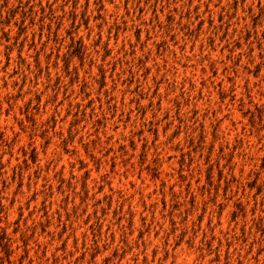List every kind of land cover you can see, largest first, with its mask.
Here are the masks:
<instances>
[{
	"label": "rangeland",
	"instance_id": "1",
	"mask_svg": "<svg viewBox=\"0 0 264 264\" xmlns=\"http://www.w3.org/2000/svg\"><path fill=\"white\" fill-rule=\"evenodd\" d=\"M0 264H264V0H0Z\"/></svg>",
	"mask_w": 264,
	"mask_h": 264
},
{
	"label": "trees",
	"instance_id": "2",
	"mask_svg": "<svg viewBox=\"0 0 264 264\" xmlns=\"http://www.w3.org/2000/svg\"><path fill=\"white\" fill-rule=\"evenodd\" d=\"M248 33V32H247Z\"/></svg>",
	"mask_w": 264,
	"mask_h": 264
}]
</instances>
